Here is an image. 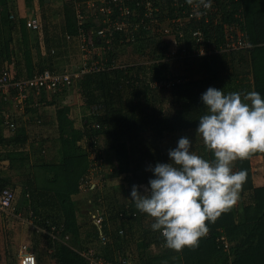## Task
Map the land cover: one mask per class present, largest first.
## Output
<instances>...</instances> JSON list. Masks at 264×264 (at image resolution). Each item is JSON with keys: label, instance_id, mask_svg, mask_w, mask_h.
Returning a JSON list of instances; mask_svg holds the SVG:
<instances>
[{"label": "trees", "instance_id": "trees-1", "mask_svg": "<svg viewBox=\"0 0 264 264\" xmlns=\"http://www.w3.org/2000/svg\"><path fill=\"white\" fill-rule=\"evenodd\" d=\"M33 1L26 0V6L31 7ZM40 1L47 57L41 55L38 30L27 28L28 16L19 12L18 1L0 0V75L10 72L9 66L14 62L16 74L11 75L12 81L30 78L45 69L65 72L58 65L64 64L66 56H71V47L72 54L81 53L77 41L66 38L67 34L77 32L74 3L64 4L59 12L63 22L60 30L55 31L58 37L55 40L47 33V24L52 21L46 12L50 3ZM160 5L161 11H167L170 17L185 8L174 11L173 0H163ZM233 6L228 21L237 23L239 18L235 13L242 6L244 29L252 44L248 50L212 56L187 54L173 65L165 60L169 46L161 34L156 31V36L147 38L149 32H142L141 42L132 44V55L125 63L120 61V56L128 46L119 47L115 40L112 50L100 57L102 61L108 58L104 69L82 72L89 66H79L75 71H68L79 74L72 77L70 86L52 91L25 90L23 106L14 108L13 105L11 109L17 91L11 89L7 99L0 95V161L31 158L33 162L30 168H12L4 177L0 172V189L19 187L16 212L32 218L35 227L40 228L27 244L37 264H89L76 249L60 239L66 229V216L57 194L77 193L78 174L88 168V163L83 167L84 163L92 153L101 158L102 151L112 153L109 166L113 173L124 174L127 200L119 202L117 190L110 189L104 194L103 206L95 199L93 209H98L103 216L101 225L93 219L74 218L77 221L73 219V225L67 226L63 237L74 234L82 250L92 248L96 255L110 261L121 255L130 259L131 264L134 260L142 264H183L182 257L187 258V264L190 259L194 264H264V186H255L250 162L253 156L262 155L264 166V153H254L232 165L234 172H247L240 193L242 220L236 222L233 205L215 223H207L208 233L194 249L184 248L174 254L165 246L161 234L151 229L152 218L139 212L130 196L133 185L148 186L149 179L154 178L150 168L158 162H170L168 151L177 146H171L169 139H173L175 132L188 136L192 151L206 160L214 159L195 132L200 116L206 114L201 95L209 87L223 90L225 94L246 93L251 89L264 98V0H237ZM37 18L42 26L41 18ZM116 37L119 39L120 34ZM217 38L221 41V34ZM31 40L38 48L36 63ZM130 61L134 63L129 64ZM171 80L174 83L168 84ZM164 81L167 83L157 85ZM74 87L79 95L80 112L86 115L80 125L71 115L72 106L66 102L71 95L69 90ZM48 93H52L51 97ZM45 105L54 106L55 110H42ZM6 115L14 127L7 123ZM79 160L83 164L74 162L78 164L74 168L80 173L70 172L67 163ZM73 204L75 215L79 203ZM74 226L78 227L79 235ZM101 233L108 237L106 242L101 241ZM220 237L224 240H219ZM153 246L158 248L154 254L149 251ZM6 259V264H17L9 261V257ZM0 261H3L1 255Z\"/></svg>", "mask_w": 264, "mask_h": 264}, {"label": "clouds", "instance_id": "clouds-1", "mask_svg": "<svg viewBox=\"0 0 264 264\" xmlns=\"http://www.w3.org/2000/svg\"><path fill=\"white\" fill-rule=\"evenodd\" d=\"M186 3L196 18L211 9V0ZM201 100L206 114L199 118L196 136L214 159H204L192 151L188 137H181L177 147L168 151L170 162L150 168L154 178L148 186L133 185L130 193L136 209L152 218L151 229L177 253L196 248L208 233L207 223H215L239 200L247 172H234L233 162L264 153V98L260 93L225 94L209 87Z\"/></svg>", "mask_w": 264, "mask_h": 264}, {"label": "built area", "instance_id": "built-area-1", "mask_svg": "<svg viewBox=\"0 0 264 264\" xmlns=\"http://www.w3.org/2000/svg\"><path fill=\"white\" fill-rule=\"evenodd\" d=\"M163 0H75L74 10L77 22V32L75 35L67 34V40L78 41L84 63L81 66L86 71H101L104 69L108 58L101 60L100 57L106 51H111L114 41L118 40L119 47L135 44L141 39L142 32H149L147 38L156 36L158 31L161 37L168 36V46L175 44L174 49L169 46L165 60L169 62L178 61L187 54L192 56H212L222 53H232L241 50H248L252 44L242 32L238 33V26L245 20L242 13V6L235 16L239 18L237 23L228 21L233 13L234 3L237 0H211V9L205 14L196 18L193 15V7L187 5L186 0H173L174 11L183 10L170 17L167 11H161ZM241 4V3H240ZM137 10H141L138 13ZM170 10V8H169ZM13 17V16H11ZM241 22V23H240ZM26 26L31 30H39L41 23L36 16L28 17ZM205 30H209V33ZM230 30L232 32H230ZM120 34V38L116 37ZM218 34H221V41H218ZM245 37H244V36ZM193 43V48L190 44ZM11 73L5 71L0 75V95L4 99L10 96L11 89H15L16 100L20 103L26 98L25 90L34 89L39 92L41 89L49 91L57 90L65 86H70L72 77H78V73L54 72L45 69L35 73L30 78L22 80H11ZM167 83L158 82L157 85ZM171 80L168 84H173ZM170 86V85H169ZM7 123L14 127V123L6 115ZM93 161H98L96 153H92ZM16 192L10 186L0 189V213L7 214L15 208ZM93 221L100 226L103 216L99 213H92ZM122 234L123 232L120 231ZM102 242H106L108 237L100 234ZM67 240V239H66ZM219 240H224L220 237ZM76 250L88 260L89 264H131L130 259L121 255L115 261L105 260L96 255L94 249L89 248ZM17 264H37L35 254L30 251L27 244H23L17 255Z\"/></svg>", "mask_w": 264, "mask_h": 264}, {"label": "rangeland", "instance_id": "rangeland-1", "mask_svg": "<svg viewBox=\"0 0 264 264\" xmlns=\"http://www.w3.org/2000/svg\"><path fill=\"white\" fill-rule=\"evenodd\" d=\"M17 1H18V6H19V12H21L22 16L30 17L33 15H36L37 17L41 18V20H42L43 7H41L42 5H41L40 0L33 1V5L31 7L26 6V0H17ZM74 1L75 0H49L48 2H46V3H50L48 5L49 7L47 8V11H46L47 15L52 17L51 23L47 24V27H48L47 33L53 39H55V40L58 39L55 31L60 30V26L63 22L59 12L63 9L64 4L71 5ZM244 26H245V21H243L241 23V25L238 26V31H236V32H238V33L242 32L245 36H247V33H246V30L244 29ZM43 29H44V22L42 20V26H41L40 30L37 31L36 34H38L39 40H40L41 55L43 57H47L48 54L46 53V48H45L46 45H45V41H44L45 40L44 39L45 31ZM230 32H232V31L230 30ZM59 35L60 36L62 35L61 32ZM64 35H65V33H64ZM161 38L165 42L169 41V39H170L168 36L161 37ZM67 41H69V40H67ZM73 41H77V40H73ZM34 42H35L34 40H31L30 43L32 45L33 62L36 63V62H38V57H37L38 56V48H36ZM137 42H141V41L139 40ZM77 43H78V41H77ZM134 45H129L124 50V52L120 56L121 62L125 63V61L128 60L129 56L132 55V53H131L132 50H130V48L134 47ZM169 46H171L170 47L171 49L176 48L175 44H173V43ZM72 50H73V47H71V50H70L71 53H69V54H71L72 57L66 56L67 57L66 61L64 62V64L63 63L59 64L58 69H60V70L63 69V70L72 72V71H75L79 66H81L84 63L85 59L83 57V54H81V53L78 54L77 52L75 54H72ZM177 62L178 61H173L172 64L173 65L177 64ZM132 63H134V62H131V61L129 62V64H132ZM9 67H10L9 68L10 73L12 75H15L16 74V66H15L14 62H12V64ZM69 93H71V95L68 96L66 102L70 106H72L71 115L76 120L77 124L80 125L83 123V120L86 117V115L83 113V111L80 112V101H79V95H78L77 89L74 87L71 90H69ZM51 94L52 93H48L47 96L51 97ZM13 105H14V108H16L19 105L23 106V102L20 103V100L13 101V103L11 102L10 109L13 107ZM43 109L51 110V112H53L55 110V107L45 105V107H42V110ZM20 112H22V111H20ZM36 116H35V118H37ZM110 154H112V153L109 151H106V152L102 151V157L99 158L98 161H92L91 157L93 155H89V157L87 158L88 161L86 160V163H84V165H83V167L87 166V163H88L87 170L85 172L83 171L84 172V173L82 172L83 174L82 173L78 174V176H80V178H79V184L80 185L78 187L79 191L77 192V194H79V197H77V202L79 203L78 204L79 211L76 212V215H75L76 218L79 217L81 220L83 219V221L92 219V216L89 214V211L91 210V213H95V212H92V211H94L93 208L96 204L95 199L97 198L101 204V202H103L104 194L106 195L108 192H110V189H112V188L113 189L115 188V190H117V198L119 199V202H123L125 199L127 200V184H126L125 179H124V174L113 173L112 169L109 166L110 165L109 164ZM82 161L79 160V161H72L70 163H67V164H69V166L71 168L70 172L78 173L79 171L74 168V166H77L78 164H74V162L82 163ZM260 177H262V179H264V171L261 172L260 174L256 173V176H255L256 183L258 182V178H260ZM17 188L18 189L14 188V190L16 192V201L20 195V188L19 187H17ZM141 190H143V189H141ZM240 199L241 198H239V200L237 201V203H238V204L236 203L237 205H243L241 203ZM74 202H76V201H74ZM101 205L103 206V204H101ZM2 217L4 218L5 216H2ZM10 217L12 218L14 216H9L8 218H6V220H5L6 223L8 222V219H10ZM71 218L74 219L73 217H71ZM84 218H87V219H84ZM14 219H15V217H14ZM14 222H17V221L14 220ZM0 231H1V229H0ZM1 240L2 239L0 236V242H1ZM4 241H8V243H10L8 239H5ZM6 248H7L6 245L3 246L0 243V255L3 258V261H0V264H6L7 261L4 257V256H6V254L8 257L10 256V258L8 260L11 261L12 263H14V259H13L14 257H11L13 255L11 253H8V251H5ZM72 248H74V247H72ZM151 248L152 249H149V251L151 253L156 251V248L154 246ZM136 258H137V256L135 257V259ZM16 260H17V258H16ZM134 261L135 262H133V264H142L140 261H136V260H134ZM190 261L195 262L193 259H190Z\"/></svg>", "mask_w": 264, "mask_h": 264}, {"label": "crops", "instance_id": "crops-1", "mask_svg": "<svg viewBox=\"0 0 264 264\" xmlns=\"http://www.w3.org/2000/svg\"><path fill=\"white\" fill-rule=\"evenodd\" d=\"M248 91H251V89H248ZM195 132H196V130H195ZM181 134L182 133H177V132L172 134L173 139L172 140L169 139V141H170L169 143H172L171 146H177L179 138L182 137ZM250 162H251L252 169L254 172L253 180H254L255 186H264V179H262V177L258 178L257 183H256V178H255V176H256L255 171L260 170L259 174L264 171L263 156L262 155L253 156L250 159ZM32 164H33V162H32L31 158L23 159V160H13V161H9L7 159H4L0 162V172H2V174H3L1 177L6 176V174H8L12 168H30V167H32ZM79 185L80 184H78V187H79ZM57 195H58L59 199L62 201V208H63L64 214L66 216V223L65 224H66V229H67V226L73 225L72 224L73 219L70 217L76 218L75 217L76 212L74 211L75 215H73L72 207H73L74 201L77 202V197H79V194H77V193H75V194L74 193L73 194L72 193H58ZM63 200H66V202H64ZM16 202H15V208L12 210V212L10 211L7 214H1L0 213V229H1L0 236H1V239L3 240V241L1 240L0 243L3 246L6 245L7 248L5 249V251H8V253H11L13 255L11 257H14L13 259L17 263L16 258H17L20 247L23 244H30L32 239H33V236H34V232L39 231L40 228L37 226L35 227L34 221L32 218L24 217L21 213L16 212ZM242 202H243V200L241 201V203ZM237 204L234 205V209L236 211V222H240L242 220L241 213L243 210V206L237 205ZM92 212L99 213L98 209H95ZM90 213H91V210L89 211V214ZM2 216H5V217L3 218ZM9 216H14L15 219H14V217H12V218L10 217V219H8V222L6 223L5 220ZM14 220H16L17 222H14ZM74 220L77 221L76 219H74ZM74 227L76 229L77 234L79 235L78 227L77 226H74ZM66 229L63 230V232L60 236V239L63 242H65L66 244H69L71 247H74V249L80 248V243L78 242V240L75 241L74 234H73V237H70L69 235H66L65 237H63V235L66 232ZM5 239H8L10 243H8V241H4ZM66 239H68V240H66ZM157 250H158V248H156V251L154 253L158 252ZM172 252L174 254L176 253L173 250H172ZM4 257L6 259L8 256H4ZM9 258H10V256H9ZM182 263L187 264V258L182 257ZM189 264H194V263H190V261H189Z\"/></svg>", "mask_w": 264, "mask_h": 264}, {"label": "water", "instance_id": "water-1", "mask_svg": "<svg viewBox=\"0 0 264 264\" xmlns=\"http://www.w3.org/2000/svg\"><path fill=\"white\" fill-rule=\"evenodd\" d=\"M49 0H45V2H48Z\"/></svg>", "mask_w": 264, "mask_h": 264}]
</instances>
